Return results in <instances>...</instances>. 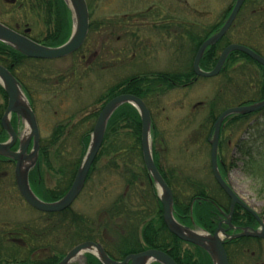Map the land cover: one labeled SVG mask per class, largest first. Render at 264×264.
I'll list each match as a JSON object with an SVG mask.
<instances>
[{"label": "trees", "instance_id": "1", "mask_svg": "<svg viewBox=\"0 0 264 264\" xmlns=\"http://www.w3.org/2000/svg\"><path fill=\"white\" fill-rule=\"evenodd\" d=\"M248 1L245 0L243 6ZM253 1L264 2V0ZM4 8L6 9V14H9L10 17L8 21L1 18L0 23L9 29H31L30 39L42 46L49 48L62 46L71 35V12L63 0H17L13 5L5 4ZM90 15L92 16V13ZM228 15L229 13H225L219 22L208 27V30L204 32L207 35L206 37L194 40V51L197 50L208 35L218 31ZM240 19H238V22ZM238 22L235 20L225 37L206 50L204 57L200 61L202 69L208 71L214 67L221 50L231 44L229 35L234 31L235 24H238ZM95 27L97 28V24L90 22L89 32L92 33ZM248 32L249 30L247 34ZM253 33L251 31L250 35ZM248 48L261 55L255 48ZM28 60L31 59L24 57L0 41V65L10 70L9 72L19 82L27 100L30 92L19 79L20 77H18L17 73ZM226 60L223 71L226 69L227 64L232 66L239 64L240 66L242 64L240 60L260 69L261 74L259 79H257L259 93L250 102L261 101L264 98V68L248 56L236 51L231 53ZM188 72L182 73L181 76L176 73L132 75L115 86L109 87L93 105L89 108L87 107L88 109L85 108L71 117L55 123L49 135L40 138L37 161L28 176L29 186L38 200L48 203L55 202L69 190L89 147L96 119L108 101L115 98V96L131 95L141 99L150 110L151 101L156 100L168 91L175 88H189L195 85L199 78L193 77L190 70ZM60 79L62 78L60 77ZM60 79H57L59 84L63 82L64 78ZM50 82L52 81H49V79H41L42 85L48 86V83L53 85ZM218 99V95H215L214 100L209 103L207 118V122L211 123L209 137L212 135L213 123L219 115L215 109ZM28 103L34 111V101L29 102L28 100ZM6 106L7 97L0 86V119ZM259 113H264V109L249 115H233L225 119L219 136L218 168L224 178L228 173V169L236 167V163L241 162V168L245 171L244 173L253 178L261 186L260 190L264 191V147L261 150L258 149V151L253 148L251 142L247 144L245 139L241 138L235 145L239 157L232 159L229 165L226 163L223 152L226 150L225 136L227 127ZM151 119L153 127L152 137L155 140L158 134L152 114ZM12 121L14 125L15 116H12ZM250 128L249 126L248 130ZM0 138L2 141L7 138L1 128ZM140 145V116L133 106L123 104L108 120L102 145L99 147L100 149L91 166L86 183L98 169L104 170L106 171L105 174L121 177L125 186L124 193L91 217L74 211L72 207L59 213H41L31 209L23 202L28 209L37 214L35 217H39V220H41L39 221L33 217L24 222L13 220L12 222H6L8 232L19 234L17 238L23 242L24 246H15L10 243L4 245L0 236V264H57L63 259L69 249L81 242L100 244L103 248L102 250L117 262L123 261L129 255L154 249L166 253L176 264H212L210 257L203 250L185 244L173 236L166 228L162 217V207L156 197L154 183L144 167ZM152 152L156 167L171 189L169 180L166 177L169 174L159 168L156 150L152 149ZM12 164L10 161L7 183H11L8 185L7 191L11 186L15 187L12 176ZM47 182L53 183L52 188L47 186ZM142 183H145L148 187L141 188L143 186ZM187 183L191 184V182ZM201 185L199 184V186ZM202 187V190L193 194L188 202L185 203L183 201L181 203L172 191L174 218L188 228L196 225L203 231L213 234L218 222L212 223V220H214V217L217 220L222 211L228 213V201L226 202L227 204L221 205L219 200L207 193L208 190L204 185ZM135 189L138 193L146 192L147 195L144 196L145 199L143 201H136L135 194L137 192L132 194ZM219 191L224 194L220 188ZM106 193H108V190L105 189V196ZM207 200L208 202H206ZM180 215L185 216L184 223L180 220ZM244 215L249 216V213L245 212ZM235 216H237L236 211L233 214V219H235ZM238 216L240 219L241 215ZM35 233L40 234V239H36ZM54 239L56 240L55 248ZM3 240L5 239L3 238ZM36 242H40V245ZM232 244L235 243L232 242ZM42 247L46 248L47 251L52 250L53 252L51 254L47 253V251L46 253H40L45 256L42 257V255L40 256L37 253ZM84 259L85 264H101L90 254H86Z\"/></svg>", "mask_w": 264, "mask_h": 264}, {"label": "rangeland", "instance_id": "2", "mask_svg": "<svg viewBox=\"0 0 264 264\" xmlns=\"http://www.w3.org/2000/svg\"><path fill=\"white\" fill-rule=\"evenodd\" d=\"M235 2L236 0H88L90 11L92 10L90 22L97 24V28L92 33L89 32L82 54L55 60L31 59L17 73L30 92L29 95L26 94L29 102L34 101L40 137H47L58 121L89 108L109 87L120 81L142 71L155 72L166 69L165 66L172 68L173 55L168 53L167 43L162 49L157 43V38L160 37L153 36L151 30H145L146 25L150 24L149 17L144 14L148 9L169 10L170 13L175 9L179 12L189 11L192 16L186 15L183 21L194 24L199 20L200 24L209 26L219 22L225 13L230 15ZM4 5V0H0V19L8 21L10 15L6 14ZM136 13H143L144 16L134 15ZM183 21L179 19V22ZM236 22L238 24H235L234 31L229 35L230 43L253 47L264 59V2L249 0L240 8ZM98 23L106 26L104 29L99 28ZM250 28L254 35H250ZM248 30L250 33L247 34ZM171 47L175 49L174 44ZM144 54H150L151 57L144 58ZM177 58L182 63H187V49L177 55ZM240 62V66L227 64L221 74L212 78H199L189 88L172 89L152 100L149 105L158 134L153 140L151 132L152 149L157 152L159 168L169 174L166 177L181 203L188 202L204 185L210 196L219 200L221 205L227 204L228 198L225 193H220L211 173L208 143L211 138V123L207 122V118L209 103L214 100L215 95L219 98L215 107L219 115L230 108L254 104L250 100H254V96L259 93L257 79L261 74L260 69L245 61ZM103 66L106 69L103 70ZM60 77L64 78L61 84L57 83ZM41 79H49L53 85H42ZM263 100L264 98L261 101ZM236 124L229 125L226 129V150L223 152L227 165L232 159L239 157L235 145L241 138L247 144L251 142L254 149L261 150L264 147V113L255 114ZM20 130L23 136V123ZM241 166V162H237L236 167L228 169L225 179L221 177L248 210L263 221L264 191L260 190L261 186L253 178L244 173ZM105 172L98 169L92 175L72 205L74 211L95 216L100 209L110 205L124 193L125 186L121 177ZM52 185V182H47L48 187L52 188ZM142 185L141 188L148 187L145 183ZM156 187L154 184L158 198ZM8 189L6 192L1 189L3 193L0 190V223L12 220L24 222L37 215L23 204L13 186ZM105 189L108 190L106 196ZM132 194H135L136 201H143L147 195L146 192L138 193L136 189ZM235 247L232 244L229 249L233 250ZM76 261V264H81L82 256ZM243 263L244 257L241 256L235 262L231 259L229 264Z\"/></svg>", "mask_w": 264, "mask_h": 264}, {"label": "water", "instance_id": "3", "mask_svg": "<svg viewBox=\"0 0 264 264\" xmlns=\"http://www.w3.org/2000/svg\"><path fill=\"white\" fill-rule=\"evenodd\" d=\"M11 3L14 0H7ZM245 0H236L235 5L226 18L224 25L221 29L208 38L201 45L198 50L193 62L194 73L202 78H212L216 76L227 56L233 52H239L248 56L251 60L264 67V59L259 56L254 51L247 47L241 45H230L228 46L220 55V58L215 65L213 71L203 72L199 68V63L202 55L207 47L214 45L218 42L222 36L229 30L235 21L237 14L242 7ZM69 10L72 14L73 30L69 40L61 46L56 48H48L41 46L34 41L24 37L17 32L9 29L8 27L0 23V41L1 43L14 49L21 55L29 59L37 60H55L65 58L72 55L78 51L88 33L89 29V15L87 10V5L85 0H64ZM0 86L3 88L7 97V107L3 113L1 120V126L4 132L7 133L9 139L7 142L0 144V156L7 157L15 162L14 179L17 191L20 196L26 202V204L32 209L42 212V213H59L66 209H70L71 205L77 199L81 193L85 181L87 179L90 168L98 154L99 147H101L107 122L112 116V114L123 104H129L133 106L138 112L141 120V151L142 159L146 171L149 176L157 186L159 193V199L161 206L163 208V220L168 229V231L173 234L183 242L192 244L196 247L201 248L213 261V264H227V257L224 250L225 240H235L246 236H257L256 233L249 234L245 231L244 233L234 236H228L223 229H218L213 235H209L206 232L192 231L183 225L178 224L173 218V197L169 187L166 185L165 181L158 172L153 158H152V146L150 140V130H151V116L147 109L146 104L142 102L137 97L131 95H119L115 96L110 100L105 107L99 113L96 123L93 128L91 140L87 152L83 157L80 167L78 168L75 180L73 181L68 192L58 201L52 203H46L38 200V198L33 194L28 183V174L37 161L38 156V146H39V129L35 115L29 106L28 102H20V96L23 95L21 87L18 81L12 76L8 69L0 65ZM24 96V95H23ZM264 109V100L258 103H254L248 106H241L236 108H230L222 112L216 119L213 125L212 138L209 140L211 150H210V162L211 170L215 183L221 188V190L230 199V216L233 213L235 205H239L247 212L252 214L254 217L256 215L249 211L240 198L232 192L231 188L222 179L217 163V149H218V139L219 132L223 121L232 115H245L257 112ZM15 115L18 119L22 120V123L27 128L28 137L23 140L21 137L18 143V149L16 152L11 149L17 143V134L11 126V116ZM33 141V146L31 152L28 153V147L30 141ZM229 217L227 222L229 224ZM95 251V252H94ZM82 253H89L96 257L101 264H176L174 261L165 253L158 250H147L138 254L129 255L123 259L122 262H116L114 259H110L107 254L102 250V247L91 242H86L78 245L68 252L66 256L58 264H70L72 261Z\"/></svg>", "mask_w": 264, "mask_h": 264}, {"label": "flooded vegetation", "instance_id": "4", "mask_svg": "<svg viewBox=\"0 0 264 264\" xmlns=\"http://www.w3.org/2000/svg\"><path fill=\"white\" fill-rule=\"evenodd\" d=\"M16 1L17 0H14V2L11 3V2H9L7 0H4L5 4L9 3V5L15 4ZM85 1H86V5H87V10H88V15H89V25H90V16H91L90 13H92V10L90 11V7H89L90 4L88 3V0H85ZM172 12L173 13H170L169 10H164L163 11V10H159V9H152V10L148 9L146 12H144V14L149 17L148 20L150 21V24L146 25L147 28L145 27L146 28L145 30H151L153 36L161 38V39L157 38V40H158L157 43H159V46L162 49H164L165 44L167 43L168 53L173 55L172 68L171 67L168 68L167 66H165L166 69L156 70L155 72L153 70L145 71V73H147V74H149V73L175 74L176 73V74L181 76L182 73L188 72L190 70L192 72V74H193V77L198 78L197 75L194 73L195 71L193 70V62H195L194 61L195 56H196L198 50L200 49L201 45L204 42L201 45H199L197 50L194 51V44H195L194 40H199L202 37H206L207 35L204 32H206L208 30L207 28L210 27L211 25H209V26L202 25V24L199 23V20L196 23H194V24H187L185 21H183L184 20L183 18L186 15L188 17L192 16V14L189 11L179 12L178 10L175 9V10H172ZM144 14L143 13H136L134 15H142V16H144ZM195 14L197 16H199V13L196 12ZM179 19L182 20L183 22H179ZM169 22H171V24ZM105 26L106 25H104L103 23H98V27L99 28H103L104 29ZM13 30H15L20 35L30 39L31 29L24 28V29L20 30V28H16V29H13ZM218 30H220V28ZM228 32H229V30L222 36V38L225 37V35ZM88 34H89V30H88ZM88 34H87V37H88ZM214 34L208 35V37L204 41H206L208 38H210ZM87 37H86V40L84 41L82 47L78 51H76L75 53H73L72 55H70L68 57L72 58L74 55H76L78 53L82 54V52H83L82 49H83V47L86 44ZM149 41L151 42L152 40L149 39ZM218 42H216L214 45H216ZM173 44H174L175 49L171 47V46H173ZM214 45H211L209 47H212ZM228 46L224 47L221 50V52L218 55L217 61L219 60L220 55L222 54V52ZM209 47H207L206 50ZM186 49L188 51V59H189V61H187V63H182L180 60H178L177 55H179L182 52L184 53V51ZM206 50L204 51V53L202 55V58L204 57V54H205ZM149 53H150V51H149ZM161 53H162V51H161ZM144 56H145L144 58H150L151 57L150 54H144ZM229 56H230V54L227 56L226 59H228ZM68 57H66V58H68ZM81 58L84 59V56H82ZM202 58H201V60H202ZM217 61H216V63H217ZM176 62L178 63V65H177ZM226 62H227V60H225L223 66H222V68H221V70L219 72L220 74L222 73ZM216 63H215V65H216ZM173 65H176V67L174 68ZM215 65H214V67H215ZM214 67L211 70L205 71L204 69H202L200 67V63H199V68L203 72H211V71H213ZM102 69L104 70V69H106V67L103 66ZM145 73L142 71V72H139V73H136V74H145ZM148 111H149V113L151 115L152 114L151 113V109L150 110L148 109ZM2 117H3V114H2L1 119H0V128L4 132V130H3L2 126H1ZM11 121H12V119H11ZM21 124H22V121L19 120L17 117H16V121L14 122V125L12 124V128L14 129V131L17 134V143H15V145L13 147V148H15V147L16 148H15V150H13V148H12V151H15V152H16V150L18 148L19 139L22 137L21 133H20L21 132V130H20ZM154 124H155V122H154ZM4 133L6 134L7 138L4 141H2L1 138H0V144H3L5 142H7L8 139H9L7 133L6 132H4ZM39 137H40V131H39ZM40 138H39V141H40ZM32 143H33V141L31 140L30 141V145H29V149L31 148ZM29 149H28V152H29ZM218 149H219V144H218ZM10 161L13 163L12 164V176L14 178L15 162L13 160L7 158V157L0 156V187H1V189L4 192H6L7 187H8V183H7L8 173L7 172H8L9 162ZM13 189L14 190L16 189V191H17L16 187H13ZM2 190H1V192L3 193ZM22 201L24 202V200H22ZM24 203L26 204V202H24ZM235 211L237 213V216H235V219H233V214L235 213ZM245 212H246V210H244L242 207H240L239 205H235L234 209H233V213L230 216V200L228 199V213H225L224 211H222L221 215L219 216V218H217V220L215 219V217H214V220H212V223L218 222V225L216 226V228L214 230V233L220 228L223 229L228 236H234V234L238 235V234L244 233L245 231L248 233V235L256 233L257 236H246V237H241L239 239H235V240H232V241L225 240L224 248H225V251L227 249V251L225 253L226 257H227V262H228L227 264L230 263L231 259H234V262H235L241 256L244 257V263L243 264H264V223H263L261 218L254 217L249 212H247V213H249V216H245L244 215ZM238 215H241L240 219H239ZM228 217H229V221H230L229 224L226 223ZM36 219L39 220V217H36ZM184 219H185V216L180 215V220L182 221V223L185 222ZM177 222L180 225H182L179 221H177ZM183 226L186 227V225H183ZM7 229H8V225H7L6 222L0 223V236H1V239H2L1 240L2 244L4 243V245H6V243L7 244L10 243V244L15 245V246H24L23 242L19 238H17L19 236V234L9 233ZM190 229L191 230H198L200 228H198L196 225H194ZM35 236H36V239H40V234L39 233L38 234L35 233ZM3 238L5 240H3ZM232 242H234L235 244H233V245L236 246L235 249H233V250L229 249V246L232 245ZM36 243H38V245H40V242H36ZM83 243H86V242L78 243L75 246H73L72 249L74 247L78 246V245L83 244ZM94 244L101 246L98 243H94ZM185 244H187V243H185ZM55 245H56V240L54 239V248H55ZM72 249H69L67 251V253L72 251ZM46 251H47V249L42 247V248H40L37 251V253L38 254L46 253ZM51 252H53V251L52 250L47 251V253H49V254ZM66 254H65V256H66ZM86 254L87 253H82V254H80L77 257V258H79L80 256H82L81 264H85V261H83V260H85L84 257H85ZM40 256H41V254H40ZM77 258L75 259L74 262L72 261V263H70V264H76L75 262H77L76 261ZM10 264H21V263H10Z\"/></svg>", "mask_w": 264, "mask_h": 264}, {"label": "bare ground", "instance_id": "5", "mask_svg": "<svg viewBox=\"0 0 264 264\" xmlns=\"http://www.w3.org/2000/svg\"><path fill=\"white\" fill-rule=\"evenodd\" d=\"M24 96H25V95H24ZM24 96H23V95L20 96V98H21V99H20V100H21L20 102H24V103H25V101H26V96H25V97H24ZM11 123H12V122H11ZM11 126H12V124H11ZM13 130H14V129H13ZM28 134H29V133H28L27 128H26V129L24 130V132H23V136H22V137H23V140H25V139L28 137ZM94 252H95V251H94Z\"/></svg>", "mask_w": 264, "mask_h": 264}]
</instances>
